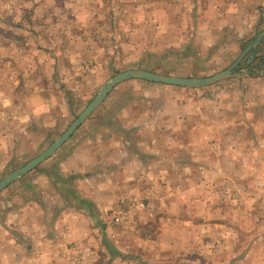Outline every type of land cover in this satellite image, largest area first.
Returning <instances> with one entry per match:
<instances>
[{
	"label": "rangeland",
	"instance_id": "rangeland-1",
	"mask_svg": "<svg viewBox=\"0 0 264 264\" xmlns=\"http://www.w3.org/2000/svg\"><path fill=\"white\" fill-rule=\"evenodd\" d=\"M187 2L0 0V72L13 79H3L0 84L12 82L19 88L28 86L29 91L39 90L40 104L43 100L42 105L52 107L33 125L29 146H17L15 165L10 161L0 180L43 153L115 75L142 70L149 64L155 72L143 71L179 78L212 77L225 70L221 56L237 59L258 34L240 45L237 41L234 46L231 41L227 44V35L234 30L221 25L223 13L212 14L206 8V14L195 18L187 11ZM188 33H193L191 44L195 46L185 45ZM258 48L264 50V46ZM231 49L238 51L234 54ZM11 54L15 61L5 57ZM212 55V61L196 63ZM256 55L260 53H246L236 73L263 71L264 66L254 70L252 58ZM75 56L76 62L71 63ZM198 65L204 67V74ZM143 84L125 82L104 102L132 103L136 112L132 115L139 118L143 114L147 123L176 122L170 131L178 139L159 144L167 154V171L135 176L139 179L135 193L125 199L118 197L98 230L81 245L90 248L88 264H264V142L259 140L264 126L256 125L253 132L260 135H255V142L247 114L231 120V112L222 111L229 104L219 88L199 93L203 103L179 96L178 101L195 105H167L162 110L164 99L151 101L142 94ZM36 104L34 99L32 106ZM102 106L98 116L106 117L110 110ZM116 113L118 118L128 117V113ZM116 113L110 115L115 118ZM79 129L28 176L41 173L49 162L61 158L72 138L81 134ZM149 131L143 132V139L152 135L153 129ZM190 163L193 169H189ZM169 170L175 173L168 174ZM134 197L141 201V210L129 206Z\"/></svg>",
	"mask_w": 264,
	"mask_h": 264
},
{
	"label": "crops",
	"instance_id": "crops-1",
	"mask_svg": "<svg viewBox=\"0 0 264 264\" xmlns=\"http://www.w3.org/2000/svg\"><path fill=\"white\" fill-rule=\"evenodd\" d=\"M186 8L195 18L206 14V8L212 14L223 13L221 25L227 31L234 30V33L227 35L226 41L227 44L233 42V46L235 41L240 45L241 41H246L255 32H258L257 36L264 33V0H189ZM193 27L192 24L190 30L193 31ZM185 40L186 46H195L194 43L191 44L194 40L193 33H188ZM229 51L235 54L238 49L235 52L232 49ZM5 57L8 61L16 60L12 54ZM76 57L78 56L71 58V63L76 62ZM213 57L214 55L201 58L196 63L202 65V62L212 61ZM221 57L225 70L239 59H233L230 55ZM200 65L196 68L203 71L204 67L200 68ZM153 67L148 64L141 69L151 71ZM85 69L87 70V66ZM2 75L0 72V82L3 79L13 80L12 77ZM144 83L141 86L142 94L149 95L151 101L163 98L164 102H160L162 110L167 105H195L178 101L179 96H191L193 101L203 103L199 93H205L203 91L210 88L211 92H215L219 88L223 101L227 100L229 104L222 111L231 112V120L234 117L241 120L240 117L247 114L251 139L253 135L257 142L255 135L260 134L253 131L258 126H264V70L255 76L241 75L200 89ZM6 84H0V173H3L2 170L10 161L15 165L19 156L16 153L17 146H29L32 142L33 125L40 121L41 113L46 114L52 109L48 105H42L43 100L40 104L38 98L42 97L39 90L29 91L28 86L19 88L12 82ZM34 99H37L38 104L33 107ZM47 102L46 96L44 103ZM102 105H107L105 109L110 110L106 117L98 116ZM133 105L104 102L80 126L81 134L72 138L73 142L61 153V158L49 162L41 173L28 176L29 172L0 192V264H68L75 253L73 248L85 245L84 241L91 238V232L98 230V224L106 211L115 206V200L118 197L125 199L128 194L135 193L134 187L139 181L137 176L160 175L167 171V154L160 150L159 144L166 139L169 142L178 139L170 131L176 122L169 124L167 121L168 124H164L153 120L147 123L146 119H142L143 114L139 118L132 115L136 113ZM55 110L59 111V108L56 107ZM111 111L128 113V117L118 118L119 114L116 113L114 118L115 114L110 115ZM236 113L240 114L235 115ZM174 118H177L176 115ZM165 128H169V133ZM149 129H153L152 135H146L150 139H143V132ZM259 140L264 142V133ZM189 169H193L191 163ZM171 170L168 174L175 173Z\"/></svg>",
	"mask_w": 264,
	"mask_h": 264
},
{
	"label": "water",
	"instance_id": "water-1",
	"mask_svg": "<svg viewBox=\"0 0 264 264\" xmlns=\"http://www.w3.org/2000/svg\"><path fill=\"white\" fill-rule=\"evenodd\" d=\"M262 39H264V33H261L254 38L253 43L243 51L239 59L230 68L208 78H179L159 75L143 70H129L115 75L102 86L89 105L69 125L66 131L61 134L43 153L25 164L22 168L11 172L2 180H0V192L51 158L55 152L72 137V135L85 122V120H87V118L104 102L109 93L117 85L123 82L136 80L182 89H200L213 86L229 78L248 75L249 73L247 72L236 73L235 68L238 66L246 53L250 52L251 50H255L261 44Z\"/></svg>",
	"mask_w": 264,
	"mask_h": 264
},
{
	"label": "built area",
	"instance_id": "built-area-1",
	"mask_svg": "<svg viewBox=\"0 0 264 264\" xmlns=\"http://www.w3.org/2000/svg\"><path fill=\"white\" fill-rule=\"evenodd\" d=\"M259 55H256V57ZM253 59V58H252ZM129 206L130 207H136L137 209L141 210L143 208V205L141 204V201L134 197L129 200ZM115 222L119 221V218H114ZM74 250V256L69 260L68 264H88L91 252L89 249H86L84 247L76 246L73 248Z\"/></svg>",
	"mask_w": 264,
	"mask_h": 264
},
{
	"label": "trees",
	"instance_id": "trees-1",
	"mask_svg": "<svg viewBox=\"0 0 264 264\" xmlns=\"http://www.w3.org/2000/svg\"><path fill=\"white\" fill-rule=\"evenodd\" d=\"M252 43H253V40H252ZM249 45H251V43L250 44H247V46L246 47H244V50L249 46ZM262 46H264V44H260L258 47H262ZM257 47V48H258ZM255 49V50H251L253 53H260V55L259 56H257V57H254L253 58V63H255V66H254V70L255 71H258L261 67H263L264 66V50H262V49H260V48H258V49ZM243 50V51H244ZM243 51H242V53H243ZM239 66H240V63L238 64V66L235 68V72H236V70H237V68H239ZM264 68V67H263ZM153 72H155L154 70H152ZM256 75V73H252V71H250L249 72V74H248V76H255Z\"/></svg>",
	"mask_w": 264,
	"mask_h": 264
}]
</instances>
